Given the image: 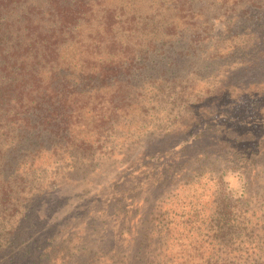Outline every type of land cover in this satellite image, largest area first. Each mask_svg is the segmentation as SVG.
Masks as SVG:
<instances>
[{
    "label": "rangeland",
    "instance_id": "obj_1",
    "mask_svg": "<svg viewBox=\"0 0 264 264\" xmlns=\"http://www.w3.org/2000/svg\"><path fill=\"white\" fill-rule=\"evenodd\" d=\"M48 1L24 0L17 9L33 3L44 11ZM60 3L69 6L71 24L58 61L85 92L69 88L68 116L55 121L70 124L76 150L54 146L62 134L52 124L45 147L24 156L22 180L12 185L19 201L6 210L8 223L23 224L13 261L127 264L140 241L135 264H213L205 250L218 246L205 230L219 192L251 219L235 249L247 257L263 248L256 227L264 221V0ZM190 130L208 132L210 146L192 153L171 178L161 176L155 189L157 171L169 163L153 155H184L180 145ZM226 134L237 143H226ZM165 137L167 145H159ZM258 148L254 164L224 156ZM124 203L130 210L151 207L136 214L128 234L119 224L109 235L106 227ZM7 256L0 254L1 262L14 264Z\"/></svg>",
    "mask_w": 264,
    "mask_h": 264
},
{
    "label": "trees",
    "instance_id": "obj_2",
    "mask_svg": "<svg viewBox=\"0 0 264 264\" xmlns=\"http://www.w3.org/2000/svg\"><path fill=\"white\" fill-rule=\"evenodd\" d=\"M22 1L24 0H0V254L1 259L5 258L2 257L3 255H8V263L34 264L36 260L30 259V257L22 262H14L13 259L14 253L19 249L16 246L20 245L15 242L20 240L19 236H23L20 233V226L23 224L17 223V221L8 223L6 216V210L10 208L12 202L19 201L18 191L13 190L12 185L22 180L20 166L24 156L38 152L45 147L44 138L47 135L44 131L51 128L52 124H56L58 132L62 134V138L56 140L54 146L59 145L61 148L76 150L70 137V129H68L70 124L64 121L60 122L61 120L56 122L55 119L68 116L66 109L69 88L73 86V91L85 92L83 88L85 84L79 86L73 84L74 77L71 76V73H66L67 69L58 61L59 45L71 24L66 11L69 6L62 5L60 0H49L44 11L42 4L35 5L33 3H30L24 11H20L21 9L17 8ZM47 20L50 21V25L45 29L42 23H46ZM53 22L57 23V27L52 24ZM104 76L102 74V78ZM89 79H92V76ZM204 118L207 120L206 116ZM206 127L204 130L209 129L207 123ZM193 132L190 130L184 143L180 145L181 149L186 151L184 155L180 156L178 151L171 154L165 152L153 155L154 161H160L161 164L169 163L168 167L157 171L155 189L162 185L161 176L164 180L171 178L175 170L188 164L192 153L197 152L201 147L210 146L208 132ZM168 140L166 137L165 139L161 138L159 145L166 146ZM223 140L232 146L237 143L228 134ZM260 151L261 148H258L255 152L241 151L232 153V156H224L233 157V161L241 160L243 165L254 164ZM204 152L205 156L210 155V152ZM145 166L150 168L148 164ZM146 190L149 193V187ZM125 192L129 194L128 191ZM131 198L135 199L136 197ZM215 202L216 208L209 216L210 225L205 232L209 233L206 236H210L209 243L214 241L218 248L213 246L212 249L205 250L207 262L227 264L230 261V263L236 264L245 260L247 263L244 262V264H264V246L263 248H253L251 250L253 252L250 251L247 257H244L243 252L236 250L233 245L235 238L251 225V219H245L248 216L247 210H242L238 205L232 204L229 196L222 192L215 195ZM128 207L129 204L125 203L119 205L118 215L120 218L115 219V223H109L106 227V232L109 235H112L113 230L119 224L126 227L125 233L121 234H128L136 214L151 206L149 207L148 203L146 208L141 211L138 204L132 210ZM109 211L112 213L111 209ZM107 215L112 217L110 214ZM112 215L115 216L113 213ZM6 227L9 228L5 230ZM202 228V225H191L190 229L188 226L189 230L195 229L197 232H202ZM256 228H259L263 240L264 221L263 224L259 223ZM138 233L140 232L137 230L132 242L135 243ZM139 242L134 245L131 253L125 259L127 264H135V261L139 259L136 256L140 253ZM13 245L15 247H12ZM8 249L9 251H7ZM191 254V251L187 249L183 256L188 259ZM88 258L91 257H87L86 260ZM155 262L151 261L150 263ZM0 264L5 263L1 262Z\"/></svg>",
    "mask_w": 264,
    "mask_h": 264
}]
</instances>
